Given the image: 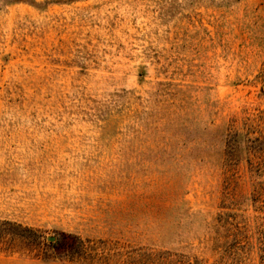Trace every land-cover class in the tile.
<instances>
[{
  "label": "rangeland",
  "instance_id": "obj_1",
  "mask_svg": "<svg viewBox=\"0 0 264 264\" xmlns=\"http://www.w3.org/2000/svg\"><path fill=\"white\" fill-rule=\"evenodd\" d=\"M0 220V264H264V0H0Z\"/></svg>",
  "mask_w": 264,
  "mask_h": 264
},
{
  "label": "trees",
  "instance_id": "obj_2",
  "mask_svg": "<svg viewBox=\"0 0 264 264\" xmlns=\"http://www.w3.org/2000/svg\"><path fill=\"white\" fill-rule=\"evenodd\" d=\"M41 238V234L31 226L11 220H0V249L14 250L15 247L33 248L34 244L42 242ZM45 244L55 247L54 241L45 242ZM58 244L70 253H86L91 246L89 242L72 234H63L62 240ZM175 261L173 260V262L168 263L194 264L191 260H182L180 257L179 259H175Z\"/></svg>",
  "mask_w": 264,
  "mask_h": 264
},
{
  "label": "water",
  "instance_id": "obj_3",
  "mask_svg": "<svg viewBox=\"0 0 264 264\" xmlns=\"http://www.w3.org/2000/svg\"><path fill=\"white\" fill-rule=\"evenodd\" d=\"M53 239H54V238H53L52 236H49V237H48V240H51V241H52Z\"/></svg>",
  "mask_w": 264,
  "mask_h": 264
}]
</instances>
